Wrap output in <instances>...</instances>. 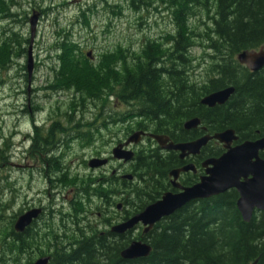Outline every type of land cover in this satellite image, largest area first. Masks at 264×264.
Returning a JSON list of instances; mask_svg holds the SVG:
<instances>
[{
  "label": "trees",
  "instance_id": "1",
  "mask_svg": "<svg viewBox=\"0 0 264 264\" xmlns=\"http://www.w3.org/2000/svg\"><path fill=\"white\" fill-rule=\"evenodd\" d=\"M99 1L104 11L117 9L121 15L122 7L109 5V0ZM161 1L171 14L170 31L146 36L138 48L118 45L98 58L94 53L89 57L82 45L61 29L45 50L46 65L35 64L32 85L37 72L46 66L47 84L29 93L24 73L30 44L25 33L28 16L15 13L21 6L17 0H0V71H9L13 81L24 82L26 103L17 110L18 115L21 112L24 121L30 120L31 109L33 115L42 117L40 122L34 119L36 127L18 149L16 131L1 140L0 264H33L46 256L51 257L50 264H264V212L250 223L244 222L234 190L190 203L147 234L140 227L115 235L106 228L142 212L168 191L172 168L167 167L168 160L141 148L124 173L132 181L123 180L122 171H115L114 176L87 177L81 170L84 160L79 167L71 166L76 153H96V142L102 151L134 131L165 135L194 118L211 134L234 130L241 142L264 138V67L252 73L237 60L241 53L264 48V0ZM153 2L129 0L127 6L143 15ZM95 8L82 11L83 26L89 28L88 15L97 14ZM229 87L235 92L225 105L210 109L200 104L204 97ZM39 93L43 96L37 97ZM38 98L50 105L46 109L37 106ZM58 98L63 100L57 102ZM113 101L125 110L116 109ZM46 115L58 120L48 131L37 126ZM92 119L95 125H91ZM105 119L112 126L107 128ZM118 123H123L121 134L114 132ZM29 146L37 167L12 164L23 155L27 161ZM222 153L215 151L214 155ZM260 156L264 158V152ZM14 170L24 171L19 177ZM40 181L46 193L39 191V198L47 199L49 190L51 194L59 192L60 197L74 189L73 199L65 210L59 206L47 210L48 218L41 227L16 233L14 223L22 211L15 207L24 197L21 190L29 197ZM117 203L122 205V214L111 222L104 210L106 206L116 208ZM98 214L103 219L98 224L101 230L83 221L90 215L96 219ZM63 219H73L71 226H65ZM137 240L151 246L150 256L123 260L121 252Z\"/></svg>",
  "mask_w": 264,
  "mask_h": 264
},
{
  "label": "rangeland",
  "instance_id": "2",
  "mask_svg": "<svg viewBox=\"0 0 264 264\" xmlns=\"http://www.w3.org/2000/svg\"><path fill=\"white\" fill-rule=\"evenodd\" d=\"M21 6L18 7L16 12H19L20 15L26 14L28 16L27 27L25 29L26 36L30 38V26L29 21L33 17V10H36V13H42L41 18H39L40 23L38 24L34 43L32 46V56L34 60V64L38 63L39 66L42 67L46 65V61L48 55L45 56V53L48 54L45 50L50 49V45H52L53 41L57 39L56 34L64 29L71 39L80 43L84 48L85 53H94L95 57H99V54L106 50H114L118 45H123L127 48H138L144 38L148 37H158L159 35H165L170 31V11H166L165 7L161 0H154L153 7L149 12H144L143 15L135 14L127 5L129 0H109V5L112 6H120L122 7L121 15H118L117 9H113V11L106 9L103 10L102 3L99 0H17ZM97 14L88 15L89 18V28L83 26L81 23V13L82 11H87L89 7L93 8ZM104 6V5H103ZM86 8H88L86 10ZM85 9V10H83ZM23 18V17H18ZM142 23L140 24V19ZM24 32V31H23ZM29 47V45H28ZM27 47V48H28ZM195 55L197 53L195 52ZM93 58V57H92ZM94 59V58H93ZM27 64V60L24 59V65ZM47 66L41 68L36 74V82L32 85V90H40L46 86V80L49 79ZM24 73H27L26 71ZM30 89V87H29ZM31 91V90H30ZM26 88L23 83H19V81H13V75H10L9 71L4 72L0 71V144H2L1 140L7 139L10 136L14 135V131H16L17 139L14 141L16 148L18 149L23 143L25 144L28 140L27 135L31 130L36 127L34 123V119L36 122H40L42 117L37 115H33V111L30 110L31 115L30 120L25 119L24 115H18V111L25 105ZM43 96L41 93L37 94V97ZM35 98V96H32ZM63 100L61 98L57 99V102ZM115 103L116 109L123 108V105L117 103V101H113ZM40 104L41 107L46 109V106L50 105L49 103L45 104L42 101H39V98L36 100V105ZM56 105V103L54 104ZM16 115L18 118H16ZM45 118H48L46 115ZM41 126V124L37 125ZM25 136V137H24ZM29 154H27L26 158L30 165L33 164V160H31V149L32 146L26 147ZM110 150H99L101 154H109ZM27 151V152H28ZM26 152V153H27ZM81 153V152H80ZM80 153H76L72 160H70L71 166L79 167L81 166L82 160H89L91 156L95 157V153L85 151L82 155ZM33 154V152H32ZM38 157V156H37ZM24 155L21 157V160L14 161L12 163L16 166L26 167L27 161L24 160ZM71 159V158H70ZM93 159V158H92ZM28 164V165H29ZM38 164V163H37ZM22 167H15L14 169H18ZM85 172V168L81 169ZM8 171V168H6ZM22 171L14 170V172L21 177ZM110 170H107L109 173ZM102 172L91 173L90 175H100ZM88 177V176H87ZM24 181L22 184L24 186ZM42 189V190H41ZM46 186L42 184V181L36 182L33 186L32 190L29 192V197L24 195V191L21 190V194H23V199L16 204L15 211L22 213L25 210L27 202H34L40 200H44L45 198H39V191L43 194L46 193ZM23 191V192H22ZM51 195V191L49 190L48 196ZM64 197H71L69 190L63 192L62 196L59 197V201H62ZM49 199V197H47ZM23 203V205H22ZM118 204V203H117ZM106 210L108 211L107 217L115 218V220H119L122 214L118 212L116 208L110 209L106 206ZM106 211V213H107ZM105 216V218H107Z\"/></svg>",
  "mask_w": 264,
  "mask_h": 264
},
{
  "label": "water",
  "instance_id": "3",
  "mask_svg": "<svg viewBox=\"0 0 264 264\" xmlns=\"http://www.w3.org/2000/svg\"><path fill=\"white\" fill-rule=\"evenodd\" d=\"M29 26L31 38L26 69L30 84L34 71L32 46L38 26V16L36 14L30 19ZM237 59L247 70L256 73L264 67V50L252 54L244 52L238 55ZM234 92L235 89L229 87L212 93L201 100V105L208 108L225 105ZM199 125V119H192L185 123L184 128L189 131L196 129ZM141 136H150L157 142L161 149L165 151L179 152L181 154V159L187 156L198 155L202 148L212 139L223 144V148L226 152L219 158L209 159L203 164L205 175L197 184L188 188L177 186L182 190L181 193L174 194L168 192L164 194L160 200L147 206L141 213L114 226L111 229V233L124 235L141 225L144 227V233L146 234L163 219L181 211L190 203L219 197L231 190L236 191L239 196L236 207L244 222L250 223L254 213L264 212V159L259 156L260 153L264 151V138L257 141H246L232 147L233 143L238 142V137L234 130H226L213 137L205 136L189 143L178 145L170 143L168 145L167 143L169 140L164 136L147 135L143 132H137L123 145H119L113 149L112 159L122 161L125 164L131 162L134 158V153L126 150V148L132 144H138ZM107 164L108 160L106 159H92L88 163V167L91 170H95ZM189 170L194 171V166H187L181 171L188 172ZM178 174L179 171H174L171 173V176L177 179ZM124 178L132 181L131 176H126ZM118 210H121L120 206H118ZM40 214L41 210L39 209H34L26 214H22L15 223V230L23 233ZM151 252L152 248L149 244L142 241H133L121 252L120 256L123 260L133 261L137 259H146L150 256ZM49 259V257H44L37 260L34 264H48Z\"/></svg>",
  "mask_w": 264,
  "mask_h": 264
},
{
  "label": "flooded vegetation",
  "instance_id": "4",
  "mask_svg": "<svg viewBox=\"0 0 264 264\" xmlns=\"http://www.w3.org/2000/svg\"><path fill=\"white\" fill-rule=\"evenodd\" d=\"M33 11H34L33 14L35 13L38 15L39 18H41L42 13H36V10H33ZM39 23H40V20H39ZM123 108H124V105H123ZM92 118H94V117H92ZM42 121H43V122H41L42 128H44L45 131H48L51 128V126L53 124H55L56 121H58V120H57V118L53 117V118H47V119L43 118ZM108 122L109 121L105 119V126L107 124H109ZM95 124H96V122L94 121V119H92L91 125H95ZM184 124H185V122L183 123V126H182V128H180V130L179 129L178 130L171 129L164 135L169 140L167 143L168 145L170 143H173L175 145L184 144V143L199 140L205 136H213L215 134V133L211 134L209 132V130L203 125L202 122L200 123V125L196 129L189 130V131L185 130ZM109 126H112V125H107V128ZM117 126H118V128L114 132L121 134V131H124L123 123H120V124L118 123ZM65 131H67V130H65ZM137 132H143V131H134L132 134L137 133ZM144 133H147V135H152L151 133H148V132H144ZM132 134H130L129 137ZM236 136H238V135L236 134ZM129 137H127L123 141H117L115 144H113V146H111L110 151H112L114 149V147H117L119 145H123L129 139ZM260 139H262V138L255 139V140H246V141H257ZM246 141L241 142L239 140V137H238V142L233 143L232 147H235V146L242 144ZM141 148L148 149L149 151H151V150L156 151V153H159V155H161L163 158L168 160L167 167H172V168H171L170 172L168 173L169 188H168L167 192H171L174 194L181 193V191H182L177 186H180L182 188H188V187H192L195 184H197L200 181V179L205 175V169L203 168V164L209 159H216L222 155L221 154L218 157L215 156L214 155L215 151H218V152L220 150H222V152L225 151L223 149V145H221L216 140L212 139L208 142V144L204 148H202L201 152L198 155L187 156V157H184L183 159H181L180 158L181 154L179 152L165 151V150L161 149V147L157 144V142L154 139H152L150 136H141L140 142L138 144H132L129 147H127L128 150H130L134 153V156L139 152V150ZM94 149L96 151L95 157L91 156L89 158V160H84V162H86V165L84 167L86 169V175L87 174L90 175V172L94 174L95 172H102V171H104L103 174L105 175V174H108L107 173L108 169L111 171V173H110L111 176H114L116 174L115 171H122L123 174L125 173L126 167L128 164H124L122 162H114L112 160V158H110V153L109 154H101L99 152V147H97V142L94 145ZM104 150H109V148L106 147ZM85 151H87V150H85ZM85 151H83V152H85ZM81 155H82V153H81ZM92 158H101V159L107 158L109 160V164L104 168L90 171V170H88L87 167H88V162ZM28 164L29 163L27 161V164H26L27 168L28 167H32V168L37 167L36 165H30V164L28 165ZM190 165L194 166V171L193 170H189L188 172L187 171L186 172L181 171ZM174 171H179L177 179H174L171 176V173ZM93 174H91V176ZM89 175H87V176H89ZM173 185H175V186H173ZM59 194H60L59 192L53 191L52 194L48 196L49 199L47 201L39 200V201H36V203L27 202L24 212H28L33 208H40L43 211V213L39 217L38 221L34 222L33 225L31 226V228H36L39 225L41 227L42 224H44V221L48 218L49 212H46L47 210L53 209V208H55V210H57L56 209L57 206H59L60 209L65 210L66 204L71 202V198L68 199V197H64L62 201H59V199H58ZM106 211L107 210L105 209L104 212H105V216L107 217L109 215H108V211H107V213H106ZM64 213H66V212H64ZM66 215H70V214L66 213ZM107 218L111 219V222H115V218H109V217H107ZM54 219H56V217H54ZM72 220L73 219H69V220L63 219V224L65 226L69 227V226H71ZM102 220L103 219H101V214H98V218L95 221H94V218L92 220L91 216H88L87 218L83 219V221H86L89 224H94L98 230H101V228L100 229L98 228V221L101 222Z\"/></svg>",
  "mask_w": 264,
  "mask_h": 264
},
{
  "label": "bare ground",
  "instance_id": "5",
  "mask_svg": "<svg viewBox=\"0 0 264 264\" xmlns=\"http://www.w3.org/2000/svg\"><path fill=\"white\" fill-rule=\"evenodd\" d=\"M147 134V133H146Z\"/></svg>",
  "mask_w": 264,
  "mask_h": 264
}]
</instances>
